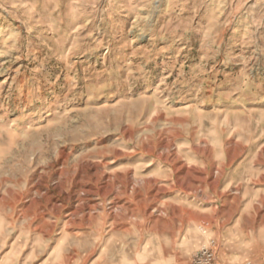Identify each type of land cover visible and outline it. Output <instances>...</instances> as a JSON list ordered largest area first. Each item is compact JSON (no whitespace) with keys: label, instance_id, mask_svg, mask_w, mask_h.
I'll list each match as a JSON object with an SVG mask.
<instances>
[{"label":"rangeland","instance_id":"rangeland-1","mask_svg":"<svg viewBox=\"0 0 264 264\" xmlns=\"http://www.w3.org/2000/svg\"><path fill=\"white\" fill-rule=\"evenodd\" d=\"M262 225L264 0H0V264H193Z\"/></svg>","mask_w":264,"mask_h":264},{"label":"crops","instance_id":"crops-1","mask_svg":"<svg viewBox=\"0 0 264 264\" xmlns=\"http://www.w3.org/2000/svg\"><path fill=\"white\" fill-rule=\"evenodd\" d=\"M237 245L223 239L220 259L225 264H264V225L254 228L248 235L242 233ZM237 247V248H236Z\"/></svg>","mask_w":264,"mask_h":264},{"label":"built area","instance_id":"built-area-1","mask_svg":"<svg viewBox=\"0 0 264 264\" xmlns=\"http://www.w3.org/2000/svg\"><path fill=\"white\" fill-rule=\"evenodd\" d=\"M193 264H221L218 257V244L216 239H211L196 251Z\"/></svg>","mask_w":264,"mask_h":264}]
</instances>
